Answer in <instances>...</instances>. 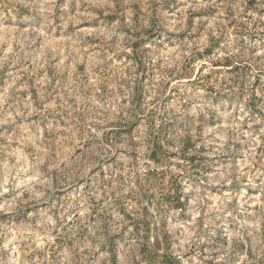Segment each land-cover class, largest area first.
I'll list each match as a JSON object with an SVG mask.
<instances>
[{
  "label": "clouds",
  "instance_id": "1",
  "mask_svg": "<svg viewBox=\"0 0 264 264\" xmlns=\"http://www.w3.org/2000/svg\"><path fill=\"white\" fill-rule=\"evenodd\" d=\"M0 264H264V0H0Z\"/></svg>",
  "mask_w": 264,
  "mask_h": 264
}]
</instances>
